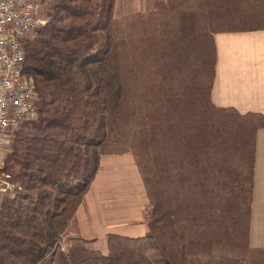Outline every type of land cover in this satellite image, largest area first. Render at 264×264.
I'll return each mask as SVG.
<instances>
[{
  "label": "trees",
  "instance_id": "trees-1",
  "mask_svg": "<svg viewBox=\"0 0 264 264\" xmlns=\"http://www.w3.org/2000/svg\"><path fill=\"white\" fill-rule=\"evenodd\" d=\"M44 1L46 23L23 40L37 115L13 130L4 155L13 190L0 198V264H264V248L249 243L261 120L209 95L213 33L249 22L264 0H156L119 23L126 40L141 32L148 45L147 135L117 126L115 0ZM106 153L134 157L147 231L108 234L106 253L77 237L62 249Z\"/></svg>",
  "mask_w": 264,
  "mask_h": 264
},
{
  "label": "crops",
  "instance_id": "crops-1",
  "mask_svg": "<svg viewBox=\"0 0 264 264\" xmlns=\"http://www.w3.org/2000/svg\"><path fill=\"white\" fill-rule=\"evenodd\" d=\"M245 15L249 22L213 33L215 62L209 95L216 107L253 114L261 120L254 134L249 243L264 248V5L249 8ZM99 164L64 232L66 237L84 240L90 249L104 246L110 233L143 236L150 209L131 153L102 154Z\"/></svg>",
  "mask_w": 264,
  "mask_h": 264
},
{
  "label": "built area",
  "instance_id": "built-area-1",
  "mask_svg": "<svg viewBox=\"0 0 264 264\" xmlns=\"http://www.w3.org/2000/svg\"><path fill=\"white\" fill-rule=\"evenodd\" d=\"M44 10V0H0V198L13 190L4 171L11 133L37 115L34 83L23 73V40L46 23Z\"/></svg>",
  "mask_w": 264,
  "mask_h": 264
},
{
  "label": "rangeland",
  "instance_id": "rangeland-1",
  "mask_svg": "<svg viewBox=\"0 0 264 264\" xmlns=\"http://www.w3.org/2000/svg\"><path fill=\"white\" fill-rule=\"evenodd\" d=\"M156 0H115L113 7V17L117 21L115 39L117 43V53L120 61V68L123 81V101L125 106L118 113L117 126L123 129H133L139 134L147 135L148 123V77H149V55L148 45L142 39V33L138 37L131 34L127 40L120 33L119 23L129 21L134 12H148L153 8ZM46 18V16H45ZM133 19V18H132ZM138 22V18L136 20ZM257 25V22L256 24ZM35 32H31L25 39L31 38ZM63 234L61 248H66L69 237ZM99 246V247H98ZM100 248V249H97ZM100 252H106V244L97 245Z\"/></svg>",
  "mask_w": 264,
  "mask_h": 264
}]
</instances>
